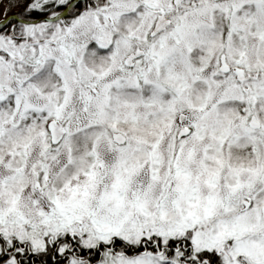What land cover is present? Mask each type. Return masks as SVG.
Here are the masks:
<instances>
[{
    "label": "snow or ice",
    "instance_id": "6c2138e0",
    "mask_svg": "<svg viewBox=\"0 0 264 264\" xmlns=\"http://www.w3.org/2000/svg\"><path fill=\"white\" fill-rule=\"evenodd\" d=\"M0 264H264V0H6Z\"/></svg>",
    "mask_w": 264,
    "mask_h": 264
},
{
    "label": "rangeland",
    "instance_id": "374dc122",
    "mask_svg": "<svg viewBox=\"0 0 264 264\" xmlns=\"http://www.w3.org/2000/svg\"><path fill=\"white\" fill-rule=\"evenodd\" d=\"M5 4H6V0H0V15L3 14ZM9 11H10V12H14V11H16V7L13 6L11 9H9Z\"/></svg>",
    "mask_w": 264,
    "mask_h": 264
}]
</instances>
